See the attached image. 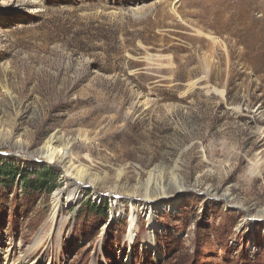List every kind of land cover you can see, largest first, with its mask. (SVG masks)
I'll return each instance as SVG.
<instances>
[{"label":"rangeland","instance_id":"obj_1","mask_svg":"<svg viewBox=\"0 0 264 264\" xmlns=\"http://www.w3.org/2000/svg\"><path fill=\"white\" fill-rule=\"evenodd\" d=\"M0 159V264H264V0H0Z\"/></svg>","mask_w":264,"mask_h":264},{"label":"trees","instance_id":"obj_2","mask_svg":"<svg viewBox=\"0 0 264 264\" xmlns=\"http://www.w3.org/2000/svg\"><path fill=\"white\" fill-rule=\"evenodd\" d=\"M58 175L48 165L35 171H27L0 159V185L11 186L19 181L21 192L31 194H50L57 186ZM88 208L99 210L101 206L87 201ZM105 214V213H104Z\"/></svg>","mask_w":264,"mask_h":264},{"label":"bare ground","instance_id":"obj_3","mask_svg":"<svg viewBox=\"0 0 264 264\" xmlns=\"http://www.w3.org/2000/svg\"><path fill=\"white\" fill-rule=\"evenodd\" d=\"M14 3H15V0H14ZM6 4H10V2H6ZM57 141H58V136L56 134H54L46 142L45 145H42L39 148V153L40 154H47L50 157H52L51 154L54 152V145H53V143H55ZM62 158L65 159V160H67L68 153L66 151L64 153H62ZM66 169H67V171H69V170H73L74 171L76 169V166H74L73 164H69L66 167ZM70 175H71V173H70ZM75 179L76 180L73 179V181H74V183H73L74 185L73 186L77 187V185H78L77 178L75 177ZM75 187L74 188H70V189L67 188V192L65 194L63 193L62 190H59L58 192L54 193V196H53V199H52V205H51V208L49 210V213H48L47 218H46V221H45L46 225H49V227H50V231L48 232L49 237L52 236V235H54L55 233L53 231H55L56 229H58L59 226L62 225V222H64V220H66L65 216L63 215L64 210L67 209V207H69L71 204L75 203L79 199V196L77 195V188H75ZM64 192H65V190H64ZM145 199H147V198H145ZM144 212H147V211L145 210ZM146 215H147V217H149V214H146ZM129 219H130V225H132L133 222H135V218L130 217ZM38 236L39 235H37L34 238V241H33L32 245H31V249L32 248H35L36 244L38 243V240H40L39 238H37Z\"/></svg>","mask_w":264,"mask_h":264}]
</instances>
